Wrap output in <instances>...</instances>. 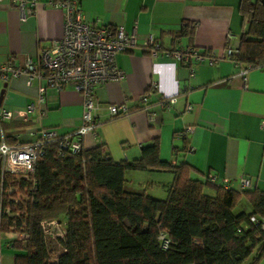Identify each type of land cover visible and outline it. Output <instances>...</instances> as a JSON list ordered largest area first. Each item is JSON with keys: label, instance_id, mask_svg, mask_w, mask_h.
<instances>
[{"label": "crops", "instance_id": "0c3cea01", "mask_svg": "<svg viewBox=\"0 0 264 264\" xmlns=\"http://www.w3.org/2000/svg\"><path fill=\"white\" fill-rule=\"evenodd\" d=\"M19 1V0H16ZM51 0H24L25 17L12 0H0V63L11 61L22 66L27 59L36 61L38 50L63 32V12L52 7ZM85 19L95 26L122 27L135 31L136 46L118 53L116 65L124 71L119 82H106L96 89V120L93 134L83 137V149L101 146L114 162L138 159L141 150L158 143L159 160L171 163L175 151L190 145L192 152L182 156L189 166L188 178L205 183L214 175L220 185L238 189L240 177L264 186V66L250 68L245 76L242 66L225 56L227 42L238 48L242 22L240 0H77ZM255 1V0H252ZM182 26L190 32L177 36ZM228 35L234 39L227 41ZM151 36L159 45L154 51L146 45ZM194 47L209 50L216 62H193L190 67L175 60L170 53L177 48ZM5 85V88H3ZM38 81L30 85L25 77L7 75L0 80L3 89L0 108L10 110L9 120L0 121V137L8 144L30 142L32 133L44 128L65 135L81 123L82 100L71 88H46L44 105L36 100ZM156 88H150L151 86ZM148 112L140 99L146 91ZM175 97L164 106L163 98ZM33 103L26 118L19 113ZM126 103L127 115L110 117L108 104ZM148 113H152L149 120ZM185 126L193 131L185 138L176 134ZM158 170L126 171L125 189L129 182ZM211 184V183H210ZM214 191L204 188L203 193ZM137 193V192H136ZM148 195V194H147ZM208 195V194H207ZM10 233H0V264H13V249L8 247Z\"/></svg>", "mask_w": 264, "mask_h": 264}, {"label": "trees", "instance_id": "16d2710c", "mask_svg": "<svg viewBox=\"0 0 264 264\" xmlns=\"http://www.w3.org/2000/svg\"><path fill=\"white\" fill-rule=\"evenodd\" d=\"M239 10L246 25L230 60L264 66V3L240 0ZM189 33L182 26L177 36ZM158 153L154 141L138 159L117 163L101 146L59 155L50 144L28 179L2 172L0 164V233L11 234L13 264H260L264 232L248 218L264 215V188L200 183L188 178V165L162 162ZM131 170L172 174L166 199L127 191L124 174ZM15 188L25 201L15 203L8 193ZM241 196L250 212L234 211ZM60 217L65 228L55 240L62 251L51 262L43 223ZM160 232L169 238L166 250L157 241Z\"/></svg>", "mask_w": 264, "mask_h": 264}, {"label": "built area", "instance_id": "2783aa9c", "mask_svg": "<svg viewBox=\"0 0 264 264\" xmlns=\"http://www.w3.org/2000/svg\"><path fill=\"white\" fill-rule=\"evenodd\" d=\"M36 0H30L31 5ZM13 5L20 11L21 18L25 17L24 0H12ZM52 7L61 9L63 12V32L59 39L52 40L48 45L39 48L36 61H27L22 66H15L11 61L0 63V80H5L7 75L12 77H25V82L30 85L36 79V100L42 107L44 105V92L46 88L62 90L71 88L77 92L82 100V113L80 125L68 134L60 135L54 129L44 128L32 133L30 142H18L8 144L1 134L0 137V164L4 173L28 179L32 176L36 163L44 156L45 148L50 144H56L58 154L69 152L78 154L83 149V137L93 134L99 123L96 120L97 102L95 100L96 89L109 81L119 82L124 78V71L116 65L115 57L118 53L132 50L136 46L135 31L125 32L122 27L95 26L85 19L77 0H51ZM234 39L228 35L227 41ZM146 45L155 53L159 45L149 36ZM237 52L227 42L225 56L230 57ZM170 55L177 61L190 67L189 76H193L191 67L193 62L206 61L209 64L216 62V57L209 50H201L194 47L174 49ZM253 66H246L239 71L245 76ZM150 88H156L151 86ZM147 90L141 97L140 104L143 111L148 112ZM175 97L163 98V105H171ZM34 109V104L26 106L19 113L20 117L26 118L27 114ZM106 109L110 117L127 115L129 108L126 103L108 104ZM13 113L10 110L0 108V121L9 120ZM152 120V113H148ZM259 128L264 131V119L259 122ZM193 128L185 126L177 132L178 137L185 138ZM194 148L190 145L182 151H175L171 164L178 166L182 163V156L186 152H192ZM206 182L215 184L216 177L208 175ZM228 181L224 180L219 186L228 189ZM256 183L248 177H240L238 189H253ZM264 186V184H262ZM249 222L264 232V215H250ZM54 224L55 221L43 224ZM45 232V230H44ZM22 235L21 233H16ZM157 241L162 250L169 247L170 241L164 232H160Z\"/></svg>", "mask_w": 264, "mask_h": 264}, {"label": "rangeland", "instance_id": "374dc122", "mask_svg": "<svg viewBox=\"0 0 264 264\" xmlns=\"http://www.w3.org/2000/svg\"><path fill=\"white\" fill-rule=\"evenodd\" d=\"M173 176L170 173L160 172V173H147L144 176L129 182L133 191L142 194H148L149 196L164 200L167 197V187L172 183ZM13 193L15 203L25 201V194L21 192V190L15 188L13 190H9L8 193ZM208 195H211V191H206ZM235 212L244 211L250 212L251 206L247 200L243 196L239 197L236 202ZM17 215V213L12 214ZM43 228L45 230V241L47 244V250L49 253L50 261H55L58 254L61 253V248L56 243L57 236H61L63 234L65 228V218L60 217L58 221H55L54 224H43ZM19 233V232H17ZM20 237V235H18ZM23 242H21L22 244ZM14 251V250H13ZM15 253V251H14ZM254 255V252L253 254ZM250 260L246 261L248 263ZM245 263V264H246ZM260 264H264V259L260 261Z\"/></svg>", "mask_w": 264, "mask_h": 264}, {"label": "water", "instance_id": "95a60500", "mask_svg": "<svg viewBox=\"0 0 264 264\" xmlns=\"http://www.w3.org/2000/svg\"><path fill=\"white\" fill-rule=\"evenodd\" d=\"M262 3H264V0H260ZM3 88H5V85H3ZM3 89L0 91V102H1V99H2V94H3Z\"/></svg>", "mask_w": 264, "mask_h": 264}]
</instances>
